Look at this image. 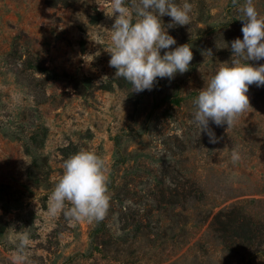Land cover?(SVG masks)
Returning <instances> with one entry per match:
<instances>
[{"label":"rangeland","instance_id":"obj_1","mask_svg":"<svg viewBox=\"0 0 264 264\" xmlns=\"http://www.w3.org/2000/svg\"><path fill=\"white\" fill-rule=\"evenodd\" d=\"M56 1L0 0V264H17L25 233L23 264H264V86H249L233 127L209 122L217 143L193 123L199 90L243 39L245 0H189L190 24L168 28L177 43L161 50L189 44V70L139 93L109 66L112 0ZM84 148L106 162L110 208L70 223L49 196ZM234 207L252 215L250 239L212 226Z\"/></svg>","mask_w":264,"mask_h":264},{"label":"clouds","instance_id":"obj_2","mask_svg":"<svg viewBox=\"0 0 264 264\" xmlns=\"http://www.w3.org/2000/svg\"><path fill=\"white\" fill-rule=\"evenodd\" d=\"M238 0H233L236 4ZM194 5L189 0H112L111 14L115 16L109 32L111 44L109 66L115 77L132 85L134 92L152 90L157 78L174 79L183 74L193 60L192 47L183 44L170 49L177 42L167 29L191 22ZM239 11L245 23L241 29L243 39L231 42L230 62L220 67L205 86L199 90L193 101V123L199 133H205L210 143L218 138L210 129L209 122L216 126L233 127L238 118L250 106L247 93L249 86H264V64L254 66L250 61L264 59V15H261L254 0H245ZM171 17V23L164 25L162 17ZM210 57L211 49L206 52ZM233 164L240 161L237 149L231 153ZM26 161V160H25ZM109 169L105 160L95 149L84 148L72 154L63 162V173L49 196L48 213L52 217L63 214L72 223L80 220L99 222L105 219L110 208ZM29 236L23 234L13 259L23 264L24 251Z\"/></svg>","mask_w":264,"mask_h":264},{"label":"trees","instance_id":"obj_3","mask_svg":"<svg viewBox=\"0 0 264 264\" xmlns=\"http://www.w3.org/2000/svg\"><path fill=\"white\" fill-rule=\"evenodd\" d=\"M48 4L56 5L58 2L66 4L65 1L47 0ZM212 226L224 233L226 238L231 237V232H241L243 235H239L240 238L250 239L253 233H255V222L251 214L247 213L243 209L234 207L230 211L220 210L213 218ZM240 233V234H241ZM248 234V235H245Z\"/></svg>","mask_w":264,"mask_h":264}]
</instances>
